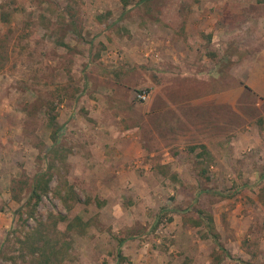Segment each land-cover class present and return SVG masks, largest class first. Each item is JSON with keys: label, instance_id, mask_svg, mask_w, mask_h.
<instances>
[{"label": "rangeland", "instance_id": "rangeland-1", "mask_svg": "<svg viewBox=\"0 0 264 264\" xmlns=\"http://www.w3.org/2000/svg\"><path fill=\"white\" fill-rule=\"evenodd\" d=\"M127 3L0 0V264H264V97L249 58L264 27L256 17L251 30L247 15L264 14V0ZM195 47L198 69L170 75L165 65ZM204 59L222 88L235 67V110L169 108L167 123L187 113L204 135L191 124L173 133L178 172L155 183L150 134L165 127L148 112L154 85L168 79L157 99L208 95L194 73ZM46 169L48 193L33 204ZM61 183L80 201L63 203Z\"/></svg>", "mask_w": 264, "mask_h": 264}, {"label": "crops", "instance_id": "crops-1", "mask_svg": "<svg viewBox=\"0 0 264 264\" xmlns=\"http://www.w3.org/2000/svg\"><path fill=\"white\" fill-rule=\"evenodd\" d=\"M251 7H255L256 5H260L259 3H256V0H251L250 3ZM260 12H262V9H259ZM256 11L255 10H249L247 12V15L249 18L248 23L250 24V29H255L256 27H252L253 22L255 21L256 17L257 21H261L263 23V27H264V14H255ZM256 23V22H254ZM262 27V29H263ZM260 29V28H259ZM264 30V29H263ZM188 30L186 32L187 35L188 34ZM196 38H200V34L198 35V37ZM187 51H188V47ZM187 51H181L178 52L177 56H175V58L179 59L180 63L175 64L173 67V65H165V69L168 70L169 74L172 75V73L170 72L171 70H179L182 67L187 68L188 70L190 68H195L198 69L196 66L192 65V61L193 58L196 57L198 55V50L196 49V47L194 48V53H189ZM250 59L256 60L258 61L257 63L252 65V68L254 69H258V74L260 76V87L258 89H256L263 97H264V47L261 48L260 51L254 52L252 55H250L249 57ZM170 62H173V59L170 60ZM202 64V63H201ZM204 66L200 67V70H195V75L196 78L201 81L202 83L206 84V96H188L186 94V97L184 98H180V95L178 98L174 96L172 98H168L167 93H163V97H159L160 99H157V93H155V91H158V88H162L163 85L157 87L154 85V97H150V101L148 102V112L149 114L158 116V123L162 124L165 128L161 129V132L158 130H154L152 129L151 134H150V139L152 141V147L149 149V153H151L150 156L153 155V165L151 164V162L148 163V170L149 172H151L152 176H153V181L155 183L157 182H169V183H173V181H171L169 176H165V175H161L159 174L158 171V167L159 166H164V169L169 170L171 172H178V168H175L176 165H178V163L175 160V157L173 155V151L171 150L173 147V144L170 143V141L172 139L175 138H180V135L178 134H173V133H179L182 130H185V127L187 125H192L199 133L204 135V129H203V123L199 122L198 120L195 118L194 120L189 119L187 113L185 115H183L182 112H179V114H171L169 116L170 122L167 123V121L165 120V115L168 111L169 108L171 109L174 105H178L179 108H191L196 110V114L197 116H199L201 118V115L203 116V108L204 106H209L211 108L215 107L216 109H218L220 107V105H226L227 108H231L233 111L235 110V103H236V90H235V77H236V73H235V67H233V69L231 68V72L228 69L227 70V87L222 88L219 84H220V80L222 79V76L219 75V73L217 72V68H215V64L211 63L209 64L208 61H206V59H204L203 61ZM187 69H184L185 72ZM181 71V70H180ZM201 71V72H199ZM249 71L250 74L249 75H255V73H253L251 71V67H249ZM198 73H202L201 76ZM230 73H231V86H230ZM181 76V75H180ZM168 82V79L165 80V84ZM200 108H202V112H200ZM161 113L163 116V119H161ZM148 114V115H149ZM151 116V115H150ZM196 116V117H197ZM172 123L175 126L174 128H172ZM168 124L170 125V128L168 127ZM208 124V123H206ZM198 125V126H197ZM144 150L142 148L139 147V155L141 154V151ZM162 157V158H161ZM179 181H181V179H179Z\"/></svg>", "mask_w": 264, "mask_h": 264}, {"label": "trees", "instance_id": "trees-1", "mask_svg": "<svg viewBox=\"0 0 264 264\" xmlns=\"http://www.w3.org/2000/svg\"><path fill=\"white\" fill-rule=\"evenodd\" d=\"M122 3L123 8H126L127 6V0H120ZM99 19V17H97ZM7 19V15L5 14L3 16V21H5ZM100 20V19H99ZM163 84V83H162ZM162 84H160L159 86H161ZM142 90L145 89H140L137 91V93L142 92ZM146 91V90H145ZM136 98V96H135ZM139 101V100H138ZM49 125L52 128L51 131V139L53 144L56 143L57 141V136L59 133V129L60 127L57 126L56 122H55V118L53 116H51L49 118ZM55 157H57V159L62 158L61 154L58 151H55ZM159 174H164L163 172L166 173H171V171L169 170H165L164 166H159L158 167V171ZM166 176V174H164ZM52 174L49 173L48 169H46L44 172L42 173H38L35 178L33 179V183L31 186V193L29 195V201H32L33 204H37L41 198V196L46 195L48 193L49 190V183L51 181L52 178ZM56 193L57 195L63 200V203L68 204V199H71L73 201V203H77L80 201L79 197L74 193L72 187L70 185H67L66 183H61L60 187H57L56 189ZM63 194V195H62ZM205 223L207 228H209V232H211V234H213V230H212V218L209 215H205ZM214 241L216 242V244H218V241L216 240V235H212ZM123 239H119L118 242V250H117V261H122L125 260L124 257L121 255V244L123 243ZM39 250V248H35L34 251H32V253L37 252ZM249 264V263H247Z\"/></svg>", "mask_w": 264, "mask_h": 264}, {"label": "built area", "instance_id": "built-area-1", "mask_svg": "<svg viewBox=\"0 0 264 264\" xmlns=\"http://www.w3.org/2000/svg\"><path fill=\"white\" fill-rule=\"evenodd\" d=\"M137 98L140 102H144L148 99V94L145 91H142L137 94Z\"/></svg>", "mask_w": 264, "mask_h": 264}]
</instances>
